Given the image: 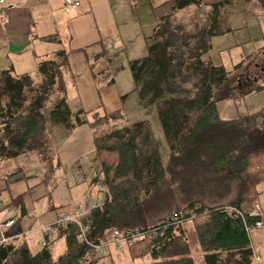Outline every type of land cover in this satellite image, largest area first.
<instances>
[{
    "label": "trees",
    "instance_id": "trees-1",
    "mask_svg": "<svg viewBox=\"0 0 264 264\" xmlns=\"http://www.w3.org/2000/svg\"><path fill=\"white\" fill-rule=\"evenodd\" d=\"M260 3L264 8V0ZM174 5L180 11L189 6L199 7L200 2L174 0ZM217 6H211L209 24L193 45L180 43L176 35L167 31L168 17L159 20L148 39L147 55L129 63V71L139 107L155 111L170 153L208 173V180L198 186L189 180L183 181V186L212 201L226 198L234 189L236 198L227 205L244 210L246 202L255 195V187L264 180V108L232 121L219 118L217 104L227 100L231 92L227 72L222 65L203 59L210 52L211 38L226 32L218 24ZM56 57L38 61L36 79L30 75L14 76L11 69L0 72V158L42 152L50 142L49 124L63 126L65 135L87 124L89 112L74 106L72 109L67 103V57L63 52ZM257 90L261 88L254 91ZM57 93L62 96L46 112L47 102ZM120 115L117 111L100 120H116ZM93 144L92 154L102 169L105 196L102 207L85 217L90 225V242L104 241L113 231L161 229L162 235L128 248V257L135 260L146 254L154 264H193L180 231L194 215L189 222L203 252L204 264H253L244 223L227 216L222 210L226 205H200L195 209L194 203L200 201L189 202L184 209L189 214L176 212L157 224L145 226L144 206L156 195L165 175L150 122H136L97 135ZM103 154L116 156L112 167L107 168ZM15 204H21L20 198L12 201ZM253 222L247 219V225ZM67 228L68 232L58 228V237L64 239L67 250L57 260L52 259L49 249L31 255L26 246L8 243L0 245V264H81L88 249L78 242L77 230L71 225ZM19 232L17 220L3 236L9 238ZM104 259L94 258L91 264Z\"/></svg>",
    "mask_w": 264,
    "mask_h": 264
},
{
    "label": "crops",
    "instance_id": "crops-1",
    "mask_svg": "<svg viewBox=\"0 0 264 264\" xmlns=\"http://www.w3.org/2000/svg\"><path fill=\"white\" fill-rule=\"evenodd\" d=\"M3 1L4 5L0 6V72L11 69L14 76L30 75L32 71L35 73L38 61L56 60L57 53L63 52L68 65V71L64 72L66 96L73 106L74 102H78L79 109L85 113H101V116L119 111L124 118L134 117L131 123L147 121L151 123V128L161 130L155 111L139 107L132 79L129 90H125L121 80L125 77V72L130 73L129 63L146 55L148 39L158 21L170 18L178 11L174 8V0H74L80 5L69 13L63 10L64 0ZM197 1L200 2L199 7L209 9V20L213 11L211 6L218 4V24L226 31L211 38V49L205 56L206 61L222 65L218 62L219 58L213 62L210 54L225 50L228 45L224 44L222 38L235 30L240 31L242 42L253 39L244 33L249 30L259 31L264 38V8L260 0ZM253 53L252 59L260 57L264 60V46ZM32 78L36 79L35 76ZM245 111L247 112V109ZM149 119L154 122L148 121ZM79 129L80 127H77L69 134L71 137L68 141L78 140L81 143L82 135L81 138H75L77 133H82L84 139H92L93 142L97 129ZM92 152L88 156L93 155ZM37 156L40 159V156ZM23 161L16 159L13 161L15 163H11L12 166L8 165L11 160L0 161V197L9 199L5 204L0 201V206H8L7 213H2L19 221V235L9 237L10 240L6 244L26 246L31 255H36L43 249L31 248L35 240L38 242L36 244L39 246L40 242L41 246L43 233L38 229L53 225L60 216L72 213L75 207L81 204L74 199L71 191L73 187L65 178L68 173L62 172L60 163L56 166L55 160H50L45 166L38 161L36 166H32L36 168V172L17 175L16 168L25 167ZM16 163L17 167H14ZM70 169L73 182L75 177H79L86 183V191H82L83 199L90 197L89 199H93L90 202L94 203L104 198L103 189H95L88 179L83 180L76 171L72 173ZM18 198L21 204H15L16 208L12 201ZM254 202L260 203L264 208V180L255 187V195L246 202L244 211L250 210ZM188 222L185 221L184 224ZM189 225H192L191 222ZM189 234L195 238L194 230ZM53 239L48 249L55 261L64 255L67 249L63 238L55 239L54 236ZM247 239L259 258L258 264H264V230H252L247 234ZM58 245L61 249L54 259V249Z\"/></svg>",
    "mask_w": 264,
    "mask_h": 264
},
{
    "label": "rangeland",
    "instance_id": "rangeland-1",
    "mask_svg": "<svg viewBox=\"0 0 264 264\" xmlns=\"http://www.w3.org/2000/svg\"><path fill=\"white\" fill-rule=\"evenodd\" d=\"M208 10L209 9L204 10V8L194 6L186 8V10L184 11H177L174 16L169 18V29L167 31L171 34L176 35L179 38L180 43L184 41L189 42L190 45H193L194 42L198 39L199 33L205 30L209 24L208 22L210 14L208 15ZM244 33L248 34V38L251 36V38L253 39L251 41L242 42L243 40L241 39L240 31L235 30L232 34H226V36L222 38L224 39V44L228 45L225 50L217 51L215 53L210 54V58L213 62H215L216 59L219 58L218 62L223 65L225 71L227 72V85L231 91L227 100L219 102V105L217 104L218 115L221 121H232L234 119H238L239 117L246 116L250 113L260 111L264 108V60H262L260 57H255L254 59H252L254 55V53L252 54V52L254 50L259 51V49L264 46V38L262 37L259 31L249 30L245 31ZM232 46L234 48H232ZM249 53H251L252 55H249ZM205 56L203 57L204 60H206ZM248 56L249 58H245ZM239 59L241 60L239 61ZM235 64H237L238 66H236ZM234 65L236 66L235 68L233 67ZM30 76H35L34 71H32ZM131 79L132 78L130 77V73L125 72V77H123L121 80V82L126 87L125 90H129L132 86ZM187 87H191V82L187 85ZM259 88H261V90L254 91L255 89ZM60 94L61 95H59L58 93L52 95L50 101L46 104V112L53 107L54 101H58L60 99L62 93ZM67 103L73 109V104L70 103V100L68 101L67 99ZM74 104V107L79 108V106L77 105L78 102H74ZM236 109H238L239 111H237ZM246 109L247 112L245 111ZM103 116H101V113L95 114V112H89V114L87 115V124L85 125V127L80 126L79 130L86 131L90 127H92V130L97 129L93 135V137L95 138V136L100 134L109 133L111 131L121 130L130 127L133 124L131 122H133L134 119V117L132 116L124 118L121 114V117L116 120H100V118ZM150 117L151 115L148 116V118ZM148 121L154 122L153 119H149ZM48 127L51 131L49 133V138L51 137V142L48 143V145L42 152L29 153L13 159L0 158V161L11 160L12 162H10V164L8 165L12 166V164L15 163L13 161H15L16 159H21V161L24 160L23 162L25 164V167L16 168L15 173H17V175H20L23 173L29 174L36 172V168L32 166H36L38 161L46 166L50 160V162L55 160V165L57 166V164L60 163L62 172L68 173L67 175H65V178L68 183H70L71 187H73L71 191L74 195V199L76 201H80L78 203L83 206L93 203L90 202L93 200L89 199L90 197H86V199L82 198V191H86V183H83L81 178L79 177H75L73 182V177L69 172V169L71 168L70 170L72 173L76 171L78 175L83 178V180L88 179L90 184H92L95 189L98 190L103 188V175L102 169L99 166L100 164H97V161H95L93 155L88 156L93 150L92 139H84V134L77 133V138L75 139L81 138L82 135L81 143L78 140L68 141L71 135H65L66 129L63 126H54L49 124ZM151 131L152 137L156 141V144L159 149V155L161 157L162 164L165 168V175L161 182H159L158 192L156 193V195H154L150 199L149 203L144 206L142 212V220L144 221L145 226L157 224L162 219L168 218L171 214H174L176 212L181 213V215L187 213V211H184V209H186L185 206H187L189 202H195L197 200L200 201L194 203L195 209H199L200 205H227L230 202L234 201V199L236 198V193L234 189L231 191L230 194L227 195L226 198L213 201L210 200V198H202V196H200L199 194L191 193L188 187L183 186L184 184L182 182L186 180L194 181V183L196 182L195 185L198 186L199 182L202 183L208 180L206 179V174L208 173L205 170H200L192 165L190 166L186 164L185 162L180 160L181 158L177 154L170 153L166 143L162 138V133L160 129L157 130L155 128H151ZM37 155L40 156V159ZM76 155L77 157H75ZM101 158L104 160L106 159V166L107 168H110L114 164V162L112 163V159L115 160L116 156L110 154H103ZM110 164H112V166H110ZM14 167H17V163L16 165H14ZM6 168L8 169L10 167ZM5 198L6 197L4 196L0 197V201H2L4 204L8 202L6 201L8 198ZM99 201H101V198ZM187 214H189V212ZM7 218H12V216L8 217L2 212L0 213V222L4 221ZM189 224L190 222L182 226L183 228L180 231V237L184 239V241L182 242L185 243L186 248H188L189 258L191 259L192 263L204 264L203 252L199 248L197 239L196 237L194 238V236L189 234L193 231L192 225ZM2 231L4 232L5 230ZM2 233L0 232V241L2 240ZM13 239L16 240V238ZM36 241L37 240L32 243L31 248L35 250L39 248L40 250L42 246H40V242L38 246V244H36L38 242ZM59 249H61L60 245L55 247L53 257L54 259L56 258ZM154 263L155 261L153 260V258L146 254L143 255L140 259L132 260L128 257L126 252L123 253V251L112 250L108 258L100 260L95 264Z\"/></svg>",
    "mask_w": 264,
    "mask_h": 264
},
{
    "label": "built area",
    "instance_id": "built-area-1",
    "mask_svg": "<svg viewBox=\"0 0 264 264\" xmlns=\"http://www.w3.org/2000/svg\"><path fill=\"white\" fill-rule=\"evenodd\" d=\"M4 5V1L0 0V6ZM80 3L74 0H64L63 10L65 13H69L71 10L78 8ZM103 205V200L100 202H94L91 204L77 205L72 213L64 214L60 216L53 225L49 227H40L38 230L43 233L41 246L43 249H48L51 242L54 241L52 238L58 237V228L62 231L68 232V225H71L77 230V240L79 243L83 244L88 250L85 253V257L81 260V264H91L92 260L95 258H108L112 250H118L126 252V250L132 247L139 241L156 237L157 234L162 235L161 229H152L149 232H144L141 229L135 231L119 232L113 231L104 240L97 244L89 241L88 234L90 232V225L85 221V217L94 209L101 208ZM8 209H3L0 206V211L7 213ZM223 212L230 217L240 219L244 223L246 233H250L252 230H264V208L260 203L254 202L252 207L248 211H244L238 207L226 205L222 208ZM194 215L188 218L189 221ZM247 219L254 220L253 224L247 225ZM170 221V220H169ZM15 223V220L8 218L0 222V230H7L11 228ZM182 223V222H181ZM179 224V222H172V225ZM4 231V232H5ZM3 232V235H4ZM2 235V240L0 245L6 244L9 238H5ZM252 248V247H251ZM253 263H259V258L254 254L253 248Z\"/></svg>",
    "mask_w": 264,
    "mask_h": 264
}]
</instances>
